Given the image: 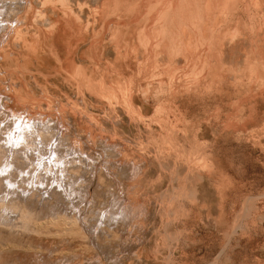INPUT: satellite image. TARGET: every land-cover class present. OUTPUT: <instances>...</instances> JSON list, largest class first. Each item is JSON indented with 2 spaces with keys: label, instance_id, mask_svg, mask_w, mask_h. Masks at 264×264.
Segmentation results:
<instances>
[{
  "label": "rangeland",
  "instance_id": "1",
  "mask_svg": "<svg viewBox=\"0 0 264 264\" xmlns=\"http://www.w3.org/2000/svg\"><path fill=\"white\" fill-rule=\"evenodd\" d=\"M10 2L6 122L69 137L85 223L24 234L0 264H264V0Z\"/></svg>",
  "mask_w": 264,
  "mask_h": 264
},
{
  "label": "bare ground",
  "instance_id": "2",
  "mask_svg": "<svg viewBox=\"0 0 264 264\" xmlns=\"http://www.w3.org/2000/svg\"><path fill=\"white\" fill-rule=\"evenodd\" d=\"M18 1L20 2L21 0H13V2H10L9 4L12 3V5L14 6L15 4H18ZM1 3L3 2L1 1ZM3 5H6L5 2L3 3ZM16 6L13 7V9H15L12 10V12L16 10ZM6 9V11H8V8ZM3 10H5V8ZM4 20L5 19L3 18V16H1L0 30H3L5 27H8V24L11 25L12 23ZM15 23L17 26V22ZM16 26L14 27L16 28ZM16 34L17 32L15 33V36ZM23 38L24 37H22V39ZM1 66L2 65H0V67ZM5 98L8 99V97ZM4 99H1L0 103V249L9 250L10 248H15L16 245L18 246V241H21L20 239H23L22 237H24V234H37L36 237L40 236L39 239H42L44 236L47 238L45 231L47 230L48 232L50 226L55 225V227L60 226L61 228H63L65 226L74 229L72 231V229L65 228L69 231V233L66 234H71L72 236V232H75L74 234H76L77 237V233L80 234V231L83 229L81 220L83 215L82 210L84 209L82 208V205H77L78 199L81 196V190L79 191V188L81 189V187L86 185H80V183L82 184L83 182H80L79 179L82 176H79V168L81 169V160L78 161L77 159H79L80 157L82 158V156L79 157V154H77L78 151L76 152L73 147L67 145L69 137H67L66 134L65 137L62 135L60 136V134L56 132V128L54 127L55 125L50 124L52 121L46 119H34L32 117L25 116L24 113V115L13 113L11 120L6 122L9 117V115H6V110H10V108L6 107ZM7 102L9 103V100H7ZM11 111L13 112L14 110ZM86 158L89 157L86 156ZM83 194H85V192ZM93 203L91 204L93 205ZM65 205L70 208L71 211H69V214L71 215H67L64 212L65 209L63 210V214H61V212H58ZM95 205L96 203H94L93 206ZM47 211H52V215L53 213L57 212L58 214L57 216L53 217L50 215L51 218H48L49 215L48 217L47 215H45L46 218L42 217V215L47 213ZM95 211L97 210L95 209L94 212ZM101 211L103 210L101 209ZM124 211L125 210H123L122 212ZM94 212L93 210L90 211V213L92 214ZM119 214L115 215L114 213L115 216H118ZM122 214L123 213H121V215ZM108 215L109 214L106 211L101 213V221L99 219V221H97L98 223L100 222V226L97 224L95 230H92L93 233L97 234V232L100 230L99 228L105 224L106 220L108 222L110 221L108 219ZM111 215L113 216V218L115 217L113 214ZM112 220L113 219L111 218V221ZM113 221L116 222V219ZM61 228L59 229L58 227L57 229L62 230ZM92 228L93 227H91V229ZM65 229L62 231L65 232ZM82 232L84 231L82 230ZM42 234L44 235L43 237H41ZM52 234L53 232L50 235L52 236ZM57 234L56 237H58L59 235L62 236L63 232L61 234H58V236ZM93 235L91 234L92 237ZM31 238H33V235ZM23 243L24 242L21 241L20 244L22 245ZM19 248L17 247V249Z\"/></svg>",
  "mask_w": 264,
  "mask_h": 264
},
{
  "label": "crops",
  "instance_id": "3",
  "mask_svg": "<svg viewBox=\"0 0 264 264\" xmlns=\"http://www.w3.org/2000/svg\"><path fill=\"white\" fill-rule=\"evenodd\" d=\"M16 264V263H15ZM17 264H19V263H17ZM21 264V263H20Z\"/></svg>",
  "mask_w": 264,
  "mask_h": 264
}]
</instances>
